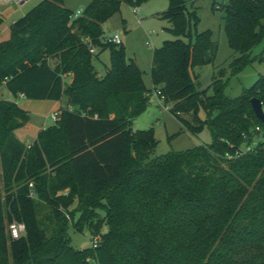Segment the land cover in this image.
Listing matches in <instances>:
<instances>
[{"label":"trees","instance_id":"obj_1","mask_svg":"<svg viewBox=\"0 0 264 264\" xmlns=\"http://www.w3.org/2000/svg\"><path fill=\"white\" fill-rule=\"evenodd\" d=\"M148 1L92 0L73 16L64 0H41L0 41V87L31 100L68 98L30 146L15 133L28 111L0 100V264H264V122L251 102L264 107V74L237 97L225 94L226 68L198 89L196 68L213 64L219 45L211 29L193 37L194 0H169L159 17L177 38L154 49L152 81L189 129L208 124L213 142L154 156V128L133 127L152 90L123 43L104 40L103 27L123 2ZM218 2L235 52L229 67L238 73L264 37V0ZM106 49L110 63L100 75L94 62ZM15 221L26 227L17 239L9 233ZM71 227H88L98 246L75 248Z\"/></svg>","mask_w":264,"mask_h":264},{"label":"rangeland","instance_id":"obj_2","mask_svg":"<svg viewBox=\"0 0 264 264\" xmlns=\"http://www.w3.org/2000/svg\"><path fill=\"white\" fill-rule=\"evenodd\" d=\"M20 1L9 0L0 3V16L3 18V23L0 25V41L7 40L10 37L11 25L14 21L26 14L41 0H27L23 4ZM91 1L64 0V4L71 10L73 16H76L80 15ZM228 1L225 0V3ZM213 3L214 0H194L188 3L189 9H195L199 18L197 26L193 27V37L195 38L198 32L211 29L214 39L219 45L215 62L196 68V72L199 73V79L196 82L197 88L202 90L210 87L213 76L218 74L222 68H226L227 73L222 80L226 83L225 94L230 97H237L246 88H250L260 75L264 74V37L253 48L250 63L238 73H233L229 67V62L235 52L230 45L226 32V12L220 9L214 10ZM168 8L169 0H149L141 6H133L123 2L121 10L103 24L106 33L120 34L128 62H135L139 66L143 72L145 85L152 90L148 109L137 117L133 127L134 129L154 128L155 138L158 141L153 151L154 156H161L172 151H185L201 145H210L213 142L209 125L206 124L200 132L189 129L170 111L171 104H167L161 98L152 81L151 68L154 49L161 46L164 40L177 38L168 30L171 27L170 21L159 17ZM96 63L99 69H104L105 64L110 63V49L102 51L100 59ZM208 93L213 94L214 89L210 88ZM10 97L8 91L4 87H0V100ZM197 114L202 120H206L208 117L207 111L202 106L198 108ZM42 120L46 125L55 123L51 116L43 117ZM262 138H264L263 134ZM2 196L4 198V192ZM48 212L49 206L42 203L39 207L41 219ZM105 228L103 227V230ZM69 233L75 248L83 249L93 245L92 241L95 235L91 233L88 227H85L83 231L71 227Z\"/></svg>","mask_w":264,"mask_h":264},{"label":"crops","instance_id":"obj_3","mask_svg":"<svg viewBox=\"0 0 264 264\" xmlns=\"http://www.w3.org/2000/svg\"><path fill=\"white\" fill-rule=\"evenodd\" d=\"M26 1L27 0H23V2L20 3L23 4ZM98 50L99 49H97V51ZM99 59L100 55L96 59V61ZM96 61L94 62L96 69L98 70L100 75H104L109 64H105V68L101 70L99 69ZM72 80V74L69 73L64 75L65 87H67L72 82ZM4 89L7 90L6 87H4ZM8 94L9 96H11L10 98H8V100L16 101L22 108L28 111L30 115L29 121L24 126L15 131L16 136L27 146H30L37 139L38 134L41 130L53 125H46L42 118L52 116L54 112L60 110L63 106H65L68 100L67 97H64L62 100H31L26 97H20L19 95L17 97H14L9 91Z\"/></svg>","mask_w":264,"mask_h":264},{"label":"built area","instance_id":"obj_4","mask_svg":"<svg viewBox=\"0 0 264 264\" xmlns=\"http://www.w3.org/2000/svg\"><path fill=\"white\" fill-rule=\"evenodd\" d=\"M3 1H9V0H0V3ZM22 1L23 0H21L20 2H22ZM224 1L225 0H219L217 7H221V5ZM104 40L105 41H111V42H114L116 44H122L123 43L122 37L118 33H115V34L105 33L104 34ZM90 50L92 53H97V48L94 46H91ZM158 94H160V91H158ZM19 96L25 97V95L23 93H20ZM60 115H61V112H60V110H58L52 114L51 118L56 122L60 118ZM256 130L262 131L260 126H256ZM244 138L248 139V135L246 133L244 134ZM255 143L256 142H254L252 144H246L245 146H243V150L247 151V150L252 149V147L254 146ZM25 230H26V227H25L24 223H20V222L15 221L9 225V233H10L11 237L16 238V239L23 236L25 233ZM99 240H100V237L96 236L94 238V240L92 241V244H93L92 246L97 247L99 244Z\"/></svg>","mask_w":264,"mask_h":264},{"label":"water","instance_id":"obj_5","mask_svg":"<svg viewBox=\"0 0 264 264\" xmlns=\"http://www.w3.org/2000/svg\"><path fill=\"white\" fill-rule=\"evenodd\" d=\"M251 102L257 117L264 122V107L262 101L259 98L254 97L251 99Z\"/></svg>","mask_w":264,"mask_h":264}]
</instances>
